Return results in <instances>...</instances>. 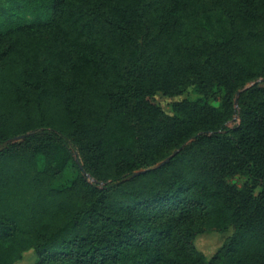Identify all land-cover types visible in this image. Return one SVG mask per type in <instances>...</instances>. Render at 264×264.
Instances as JSON below:
<instances>
[{"label": "trees", "instance_id": "1", "mask_svg": "<svg viewBox=\"0 0 264 264\" xmlns=\"http://www.w3.org/2000/svg\"><path fill=\"white\" fill-rule=\"evenodd\" d=\"M258 79L264 0H0V264H264Z\"/></svg>", "mask_w": 264, "mask_h": 264}, {"label": "rangeland", "instance_id": "2", "mask_svg": "<svg viewBox=\"0 0 264 264\" xmlns=\"http://www.w3.org/2000/svg\"><path fill=\"white\" fill-rule=\"evenodd\" d=\"M264 86V79H258L255 82L248 84V87L252 85ZM204 96L199 93L196 85V80L193 77L185 78L180 82V84L175 89V94L167 95L163 92H158L155 95V101L160 105L162 111L166 115H173V104L177 101L184 99L188 100H198L202 99ZM210 101L215 106H220V100L216 98H211ZM239 123L238 115H233L229 120V125L235 126ZM229 182L236 184L241 187L247 183L248 178L245 175L237 174L228 178ZM260 191V187L258 188ZM226 235L218 231H205L199 234L195 239V247L198 251L202 252L208 259L214 256L224 245ZM53 256L48 254L46 256H41L35 249H29L23 253L20 259H18L15 264H47L49 257Z\"/></svg>", "mask_w": 264, "mask_h": 264}, {"label": "water", "instance_id": "3", "mask_svg": "<svg viewBox=\"0 0 264 264\" xmlns=\"http://www.w3.org/2000/svg\"><path fill=\"white\" fill-rule=\"evenodd\" d=\"M239 95V94H238ZM22 137H24V135H21V136H17V137H15L14 139H20V138H22ZM170 158H167L165 161H163L161 164H164L165 162H167L168 160H169Z\"/></svg>", "mask_w": 264, "mask_h": 264}]
</instances>
